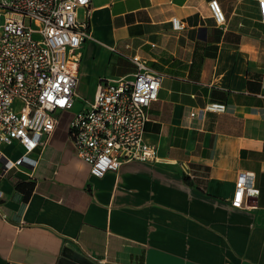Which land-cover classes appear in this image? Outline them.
Instances as JSON below:
<instances>
[{"label":"crops","instance_id":"crops-1","mask_svg":"<svg viewBox=\"0 0 264 264\" xmlns=\"http://www.w3.org/2000/svg\"><path fill=\"white\" fill-rule=\"evenodd\" d=\"M211 1L91 0L75 94L86 105L144 58L164 75L144 128L160 161L95 177L62 113L32 163L0 165V264H60L65 248L97 264H264V22L256 0H217L220 25ZM240 172L254 174V209L231 205Z\"/></svg>","mask_w":264,"mask_h":264},{"label":"built area","instance_id":"built-area-1","mask_svg":"<svg viewBox=\"0 0 264 264\" xmlns=\"http://www.w3.org/2000/svg\"><path fill=\"white\" fill-rule=\"evenodd\" d=\"M264 22V0H256ZM216 22L225 24L217 0L209 2ZM80 11L83 17L80 18ZM91 0H0V165L3 172L32 163L76 104L81 51L93 39ZM176 30L182 25L174 18ZM130 76L102 78L95 94L67 128L68 137L91 175L101 177L131 162L158 163L157 148L144 140L150 108L159 99L164 75L136 55ZM205 110L223 112L225 105ZM20 144L24 155L13 161L3 146ZM260 191L254 174L240 172L231 205L254 209Z\"/></svg>","mask_w":264,"mask_h":264},{"label":"water","instance_id":"water-1","mask_svg":"<svg viewBox=\"0 0 264 264\" xmlns=\"http://www.w3.org/2000/svg\"><path fill=\"white\" fill-rule=\"evenodd\" d=\"M60 264H97L71 248H65Z\"/></svg>","mask_w":264,"mask_h":264},{"label":"rangeland","instance_id":"rangeland-1","mask_svg":"<svg viewBox=\"0 0 264 264\" xmlns=\"http://www.w3.org/2000/svg\"><path fill=\"white\" fill-rule=\"evenodd\" d=\"M75 99H76V104H75L73 110L71 111V113L80 112L83 109V107L85 106V103L87 101V100H85V97H83L79 94H75ZM3 147H2V150H3ZM19 151H20L19 149L18 150L16 149V150H14V153H17Z\"/></svg>","mask_w":264,"mask_h":264}]
</instances>
